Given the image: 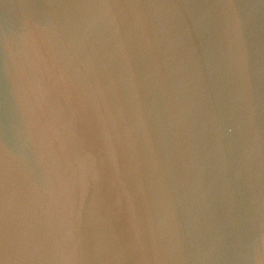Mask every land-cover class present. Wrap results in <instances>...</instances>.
<instances>
[{
	"label": "water",
	"instance_id": "obj_1",
	"mask_svg": "<svg viewBox=\"0 0 264 264\" xmlns=\"http://www.w3.org/2000/svg\"><path fill=\"white\" fill-rule=\"evenodd\" d=\"M0 264H264V0H0Z\"/></svg>",
	"mask_w": 264,
	"mask_h": 264
}]
</instances>
